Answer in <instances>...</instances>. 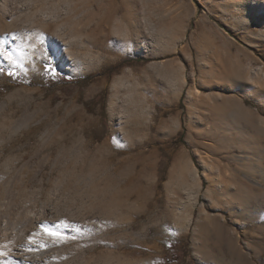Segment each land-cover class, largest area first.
<instances>
[{
  "label": "rangeland",
  "instance_id": "obj_1",
  "mask_svg": "<svg viewBox=\"0 0 264 264\" xmlns=\"http://www.w3.org/2000/svg\"><path fill=\"white\" fill-rule=\"evenodd\" d=\"M2 34L10 254L264 264V0H0ZM33 233L48 246L22 249Z\"/></svg>",
  "mask_w": 264,
  "mask_h": 264
},
{
  "label": "snow or ice",
  "instance_id": "obj_2",
  "mask_svg": "<svg viewBox=\"0 0 264 264\" xmlns=\"http://www.w3.org/2000/svg\"><path fill=\"white\" fill-rule=\"evenodd\" d=\"M43 33H38L36 38L37 39H41V37L43 36ZM31 34H29V38H30ZM8 59L11 60V54H8ZM49 67L52 69L51 70V75L52 76H57L58 73L56 72L55 68L52 67L51 64H49ZM4 69L0 68V73H3ZM9 76H13L14 73L9 71L8 72ZM59 227L60 228H64V229H74L75 232L77 233H81V227L79 225H74L72 223H69L66 220H61L59 222ZM40 228L42 229L43 234H46L49 238H50V242L52 245H59V244H63L68 242L69 240H75L77 239V236H69L68 234L62 232V231H58L55 228H50L47 226V222H43L40 224ZM37 235V233H33L32 235H30L28 237V243L26 244H22L21 248L22 249H27L28 251H35L36 249L31 247V245H37V246H42V247H47L48 244L43 240H37L34 237ZM0 255H6V253H4L3 251H0Z\"/></svg>",
  "mask_w": 264,
  "mask_h": 264
},
{
  "label": "bare ground",
  "instance_id": "obj_3",
  "mask_svg": "<svg viewBox=\"0 0 264 264\" xmlns=\"http://www.w3.org/2000/svg\"><path fill=\"white\" fill-rule=\"evenodd\" d=\"M44 15H46V14H44ZM48 16V15H47ZM47 16H43V18H41V19H43V20H47L49 17H47ZM41 22H44V21H42L41 20ZM13 26V25H12ZM9 29V28H8ZM10 30V29H9ZM58 30V29H57ZM63 32V31H62ZM58 33H61L60 31L58 32ZM119 33H120V35L122 36V38H123V41L124 40H126L125 38H126V36H127V31H125V30H123V31H119ZM119 33H117V34H119ZM61 35L63 36V35H65V34H63V33H61ZM73 37H75V36H73ZM0 40H2V41H4V42H2V44L5 46V45H8V43H10L11 44V48L10 49H7V48H0V50L1 51H3V52H10V51H12V49H13V47H14V45L16 44V42H14L13 40H12V36H8L7 34H2V35H0ZM123 41H121L124 45H126V43H124ZM15 50H17V48H15ZM1 53V52H0ZM130 85V83L129 82H127L126 83V86H129ZM241 106V105H240ZM242 107V106H241ZM240 108V107H239ZM238 108V109H239ZM244 108V107H243ZM242 110V109H241ZM245 110V109H244ZM240 110H238V112H239ZM51 215V214H50ZM7 232V231H6ZM14 232V231H13ZM7 234V233H6ZM12 235V234H11ZM4 236V235H3ZM27 240V239H26ZM11 241V240H10ZM33 246V245H32ZM6 247V246H5ZM4 247V244L3 245H0V251H3L4 253H6V255H0V264H29L30 263V261H28V262H25L26 260H28V259H26V257L24 258V256L25 255H23L22 253H20V252H12V253H14V254H10L7 250H6V248ZM20 248V247H19ZM34 248H36V247H34ZM35 259L37 260V262H34L33 261V263L32 264H38L40 261V257H35ZM32 260V259H31ZM34 260V259H33Z\"/></svg>",
  "mask_w": 264,
  "mask_h": 264
}]
</instances>
